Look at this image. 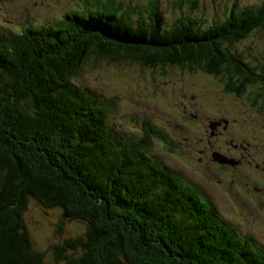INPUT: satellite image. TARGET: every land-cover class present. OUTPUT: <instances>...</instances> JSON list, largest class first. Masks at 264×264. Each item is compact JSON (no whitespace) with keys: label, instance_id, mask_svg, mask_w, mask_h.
Listing matches in <instances>:
<instances>
[{"label":"trees","instance_id":"16d2710c","mask_svg":"<svg viewBox=\"0 0 264 264\" xmlns=\"http://www.w3.org/2000/svg\"><path fill=\"white\" fill-rule=\"evenodd\" d=\"M140 9L110 1L39 26L0 25V264H45L22 218L30 198L87 224V244L54 247L67 264H264L263 251L149 158V138L117 139L115 99L75 83L104 61L151 68L204 60L208 76H233L227 89L237 95L233 72L246 67L235 45L264 31V2L225 10L214 23L187 19L160 31L158 5L147 18Z\"/></svg>","mask_w":264,"mask_h":264},{"label":"rangeland","instance_id":"374dc122","mask_svg":"<svg viewBox=\"0 0 264 264\" xmlns=\"http://www.w3.org/2000/svg\"><path fill=\"white\" fill-rule=\"evenodd\" d=\"M110 1L141 7L144 18L151 13L147 12L150 4L156 3L162 20L171 25L187 19L205 25L222 19L225 10L245 8L251 0H0V25L6 30L18 29L24 23L39 26L85 4L94 8ZM134 13L132 20L139 18ZM235 50L239 62L264 78V31L247 36ZM234 66L238 68L237 63ZM207 68L204 60L151 68L135 64L121 67L118 62L104 61L87 69L75 83L101 95L104 101L115 99V131L139 133L141 126L146 128L151 134L146 152L153 160L185 178L202 203L204 198L212 205L217 221L264 252V170L256 168L264 161V81L256 79L238 92L239 77L231 89L238 95L235 97L227 89L233 76L229 78L225 72L208 76ZM215 153L237 164L218 166L213 161ZM259 188L261 193L256 192ZM22 218L33 248L44 254L45 264H67L54 248L65 240L87 244V224L63 219L59 208H43L30 198ZM69 253L82 255L80 250ZM95 253L101 256L97 249ZM79 263L78 259L73 262Z\"/></svg>","mask_w":264,"mask_h":264},{"label":"flooded vegetation","instance_id":"af4514ba","mask_svg":"<svg viewBox=\"0 0 264 264\" xmlns=\"http://www.w3.org/2000/svg\"><path fill=\"white\" fill-rule=\"evenodd\" d=\"M250 70L248 68H245L243 71H234L233 72V75L237 76V77H244V82H243V88H247L248 86H250V84L252 83V79L250 77ZM247 75V77L245 76ZM249 76V77H248ZM257 79L259 80H263L264 81V78L261 77V76H257ZM185 116L188 117L190 116V114L188 112H185ZM191 117V116H190ZM198 118H196L195 120H197ZM244 151L246 149H243ZM264 165V161L261 163V164H257V169L260 170V167ZM261 170H264V169H261ZM257 193H261V189H257L256 191ZM209 206L213 209L212 205L209 204Z\"/></svg>","mask_w":264,"mask_h":264},{"label":"water","instance_id":"95a60500","mask_svg":"<svg viewBox=\"0 0 264 264\" xmlns=\"http://www.w3.org/2000/svg\"><path fill=\"white\" fill-rule=\"evenodd\" d=\"M215 161L221 163V164H226V163H232L231 161L226 160L225 158L221 157V156H217L215 158Z\"/></svg>","mask_w":264,"mask_h":264}]
</instances>
